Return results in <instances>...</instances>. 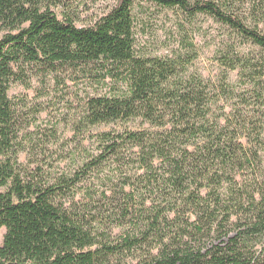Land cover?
<instances>
[{
  "label": "trees",
  "instance_id": "trees-1",
  "mask_svg": "<svg viewBox=\"0 0 264 264\" xmlns=\"http://www.w3.org/2000/svg\"><path fill=\"white\" fill-rule=\"evenodd\" d=\"M111 1L77 27L70 0H0V264H264V0H148L226 29L215 81L184 27L185 53L138 55L136 0ZM49 76L93 89L69 171L9 96ZM131 120L147 128L90 134Z\"/></svg>",
  "mask_w": 264,
  "mask_h": 264
},
{
  "label": "rangeland",
  "instance_id": "rangeland-1",
  "mask_svg": "<svg viewBox=\"0 0 264 264\" xmlns=\"http://www.w3.org/2000/svg\"><path fill=\"white\" fill-rule=\"evenodd\" d=\"M70 1L75 7L77 27L94 25L113 6L111 0ZM56 13L59 14V10H56ZM133 13L136 19L135 50L138 55L173 58L176 53H185L181 28L184 27L187 33L185 40L192 41L197 51V57L190 71L197 72L212 81L219 76L221 69L216 60V52L221 47L226 29L217 22L208 17L199 16L193 24H187L184 16L177 9H163L148 0H136ZM230 81H234V74L230 75ZM88 92H93V89L88 88L87 83L82 80L73 83L49 76L46 79L34 78L25 86L15 84L9 93L15 103L25 105L27 111L31 108V114L34 115L40 111L36 115V123L31 125L28 133L36 136L41 133L55 135L56 141L48 146L46 161L52 163L54 170L58 172L71 170L74 165L72 158L78 161L73 123L80 109V99ZM145 128L147 127L141 120H131L96 127L90 130V134L114 130L137 131ZM20 160L25 163L26 156H20ZM4 233V229L0 228V246Z\"/></svg>",
  "mask_w": 264,
  "mask_h": 264
}]
</instances>
